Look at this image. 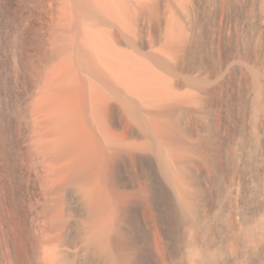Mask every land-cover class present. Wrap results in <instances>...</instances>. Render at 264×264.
Listing matches in <instances>:
<instances>
[{
    "label": "bare ground",
    "instance_id": "bare-ground-1",
    "mask_svg": "<svg viewBox=\"0 0 264 264\" xmlns=\"http://www.w3.org/2000/svg\"><path fill=\"white\" fill-rule=\"evenodd\" d=\"M0 222V264H264V0H0Z\"/></svg>",
    "mask_w": 264,
    "mask_h": 264
},
{
    "label": "rangeland",
    "instance_id": "rangeland-1",
    "mask_svg": "<svg viewBox=\"0 0 264 264\" xmlns=\"http://www.w3.org/2000/svg\"><path fill=\"white\" fill-rule=\"evenodd\" d=\"M24 69H25V67H24ZM0 224H1V222H0ZM1 226L2 225H0V242H2L3 240H2V238L4 239V236L2 235V233H1V230H2V228H1ZM3 245V244H2Z\"/></svg>",
    "mask_w": 264,
    "mask_h": 264
}]
</instances>
